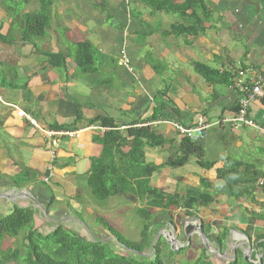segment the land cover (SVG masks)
<instances>
[{
    "label": "crops",
    "instance_id": "0c3cea01",
    "mask_svg": "<svg viewBox=\"0 0 264 264\" xmlns=\"http://www.w3.org/2000/svg\"><path fill=\"white\" fill-rule=\"evenodd\" d=\"M24 1L26 7L12 10L9 0H0V34L8 37L0 40V215L32 208L35 228L42 233L62 225L87 240L95 236L102 242L108 234L97 217L115 228H131L126 215L144 206L149 197L133 201L116 195L103 203L89 193L91 159L101 154L100 138L106 131L93 121L109 117L121 131L143 122L165 140L145 149L146 161L159 167L151 185L164 194L183 196L189 187H198L201 178L211 182L215 200L195 208L193 223L202 225L218 249V228H228L224 256L231 251L233 259L234 251L243 253L246 246L239 242L245 241L254 247L259 262L264 250L257 245L264 238L257 242L256 237H264V220L249 224V217L264 212V189L259 187L264 178V136L251 127L214 126L198 142L204 159L216 163L213 168L200 167L193 156L183 166L169 163L183 140L174 123L190 126L199 117L217 121L236 114L241 95L231 85L237 62L264 74V0H204L209 12L204 29L196 35H176L173 27L190 24V19L153 11L141 0H51L50 26L45 36L31 41L20 38L21 18L38 12L40 5L38 0ZM82 43L89 47L82 48ZM123 55L132 70L119 64ZM196 63L214 69L220 78L208 81ZM18 109L43 129L81 133L60 137L51 163L49 140ZM156 111L158 118L153 119ZM263 111L262 101L250 103L249 115L259 123ZM226 158L261 172L257 184L239 186L248 188L251 198L217 192L223 186L217 168ZM50 164L54 175L46 182ZM153 212V226L160 222L154 229L171 221L174 233L183 219L191 218H182V209ZM15 244L16 239L8 238L2 247ZM188 244L180 232L176 245Z\"/></svg>",
    "mask_w": 264,
    "mask_h": 264
},
{
    "label": "trees",
    "instance_id": "16d2710c",
    "mask_svg": "<svg viewBox=\"0 0 264 264\" xmlns=\"http://www.w3.org/2000/svg\"><path fill=\"white\" fill-rule=\"evenodd\" d=\"M38 1L39 11L25 14L21 18L20 38L23 41L45 36L50 26L52 1ZM141 1L153 11L189 18L190 24L181 23L173 27L172 30L176 35L182 33L196 35L204 29V19L209 12L204 0ZM11 8L14 10L13 7ZM0 40L7 41L8 37L0 34ZM80 46L85 49L89 47V44L82 43ZM86 68L91 69L90 66ZM195 68L208 81H216L220 78L217 71L206 65L196 63ZM158 113L156 111V114H153V119L158 118ZM95 121H99L106 131L100 138L101 154L91 159L88 188L91 194L101 201L116 195H134L141 200L149 197L144 206L135 209V213L145 220L140 239L138 241L128 240L103 218L97 217V222L109 236L116 240V245L127 252V254H122L95 236L87 240L62 225H58L49 233H42L35 228L32 208H15L5 216L0 215V247L5 239H16L14 247L1 251V262H17L24 255L22 264H168L162 256L161 247H164V242L161 237L156 239L153 245L156 235L155 226L152 224L155 216L153 209L157 208L170 213L176 209H182L184 216L193 217L196 216L197 206L207 207L215 200L217 193L211 192L213 185L204 178L200 179L198 187H189L183 196L164 194L151 185V176L159 167L146 161L145 149L148 146H160L165 140L154 134L149 125L139 122L130 124L125 131H121L109 117H100L93 122ZM198 142L183 138L177 157L169 165L183 166L193 156L200 167L213 168L216 163L204 159L203 150ZM223 162L224 165L217 168V178L223 182V186L217 192L228 197L251 198V191L248 188L241 190L239 186L250 187L257 184L258 179L262 177L261 172L239 160L226 158ZM260 213H252L249 217V224H253L256 220H264V212ZM251 229L252 227H248V231ZM248 231L245 234L250 237ZM228 235L229 229L226 227L216 234L221 252L225 249L224 242ZM260 238L264 237H256V241L259 242ZM18 241L23 247L18 245ZM20 248H23L24 254ZM186 249L187 247L170 250L168 256L179 255ZM257 249L264 250V242H259ZM147 250L152 251L150 256L140 254H145ZM250 260L252 262L257 260L255 253H252ZM252 262L245 261L243 253L237 251L231 261L213 263L206 248L202 247L201 254L193 264H254ZM260 264H264V255Z\"/></svg>",
    "mask_w": 264,
    "mask_h": 264
},
{
    "label": "built area",
    "instance_id": "2783aa9c",
    "mask_svg": "<svg viewBox=\"0 0 264 264\" xmlns=\"http://www.w3.org/2000/svg\"><path fill=\"white\" fill-rule=\"evenodd\" d=\"M119 64L132 70L130 61L125 55L122 56ZM236 66L238 68L231 85V87L238 90L241 95L240 107L236 114L231 117H222L217 121H208L203 117H199L196 123L190 126L174 123L176 130L182 138H186L192 142L201 141L208 136L210 129L214 126H228L231 129L251 127L258 130L264 136V111L260 123L249 115V105L251 102L260 100L262 101L264 108V74L251 67L242 66L240 62H237ZM14 107L17 109V106ZM17 112L20 116L26 117L29 123L43 132L49 140L51 163L55 161L56 158V150L59 147V138L62 136L77 137L81 133V130L56 131L43 129L32 117L26 115L23 111L18 109ZM102 129L104 130V128ZM53 175V166L50 164L48 172L44 176V180L48 182ZM259 187L264 189V178L259 181Z\"/></svg>",
    "mask_w": 264,
    "mask_h": 264
},
{
    "label": "rangeland",
    "instance_id": "374dc122",
    "mask_svg": "<svg viewBox=\"0 0 264 264\" xmlns=\"http://www.w3.org/2000/svg\"><path fill=\"white\" fill-rule=\"evenodd\" d=\"M15 1L14 0H9V5L12 6L15 10L21 9V6L26 7V3H25L24 0H20V1L17 0L16 2ZM210 132H211V130H210ZM88 190H89L90 195L93 196L91 194L89 188H88ZM112 199H114V198H111V200ZM96 200L99 201V202H103V203H108L110 201V200H105V201L103 200V201H101V200H98V199H96ZM181 216H182V218L183 217L185 218L184 214H181ZM122 218H123V215H122ZM126 218H128L127 221H130L132 223L131 228L125 229V227L122 226V225L119 228H115L114 226L113 227L116 230H118L122 235H124L125 238H127L128 240L138 241L140 239L141 229H142L143 225L145 224V220L143 218H141L140 216H138L137 214H135V212H132L131 214L129 213V215H126ZM186 220H191V218L186 219ZM183 221L186 222L184 219H183ZM152 224H153V222H152ZM159 224H160V222H158L157 224H155V226H158ZM169 226L170 225L168 223H166V226L164 228H161L160 227L161 229L160 228L159 229H156V228L154 229L156 232L157 231L158 232H161V234L158 235V237L156 236L157 235L156 234L154 238L157 237V239H159L161 237L162 242H164V247H161L162 256L164 257V259L166 260V262L168 264H193L194 261H195V259L201 254L202 247L204 246V244L202 243L199 235L197 233L194 234L193 237H192V239H191V242L187 246H185V247H181V245L174 246V247H178V249H184V248L187 247V249L183 253H181L179 255L168 256L169 255L168 252L170 250H173V249H172L170 243L167 241V238L164 235H162V232H164V233L165 232L167 233V231L174 232L175 224H174V226L172 225V227H169ZM175 230H176V228H175ZM218 230H219L218 232H221L222 231L219 228H218ZM104 238L106 239L105 242H107L106 244L109 247H113L116 251H118V252H120L122 254H127L126 251L120 249L116 245V243H117L116 240L113 239L111 236L107 235ZM168 238L172 239V236L169 235ZM207 243L209 245H211V248H209L207 250V254H208L209 258L212 260L213 263H224V262H227V261H231L232 260V258H231V255L232 254H230L231 251L227 252L228 255H227V257H225L221 253L219 254L218 248H216L215 245H213L212 242L207 241ZM183 244H185V243H183ZM18 245H20L21 247H23L19 241H18ZM20 246H18V247H20ZM161 246H162V244H161ZM7 248H12V247H0V264H22L21 262H22V258H24V255H22L20 257V260L17 261V262H1L2 261L1 251H5ZM20 249H21L22 254H24L23 248H20ZM151 253H152L151 250H147L144 255L145 256H150ZM221 257H223V258H221Z\"/></svg>",
    "mask_w": 264,
    "mask_h": 264
},
{
    "label": "water",
    "instance_id": "95a60500",
    "mask_svg": "<svg viewBox=\"0 0 264 264\" xmlns=\"http://www.w3.org/2000/svg\"><path fill=\"white\" fill-rule=\"evenodd\" d=\"M128 196H129L128 198L132 199L133 201H136V197L134 195H128ZM170 224H171L170 226L172 227L173 222L170 221ZM180 232L185 234V236H186V238H187L189 243H190V240H191V236L194 233H197L199 235L202 243L204 244L205 248L207 250L209 248H211V245H209L207 243L208 239H207L206 234L203 231L202 225L199 224V223H195V222L193 223V218L191 217V220H188V221H186V222H184V223H182L180 225V230H179L178 233L177 232L174 233V232H170V231H167V233L166 232L165 233L162 232V235H164L167 238V241L170 243V245H171L173 250H177L178 249V248H176L174 246H176V244L178 243V235H179ZM160 234H161V232H158L156 236L158 237V235H160ZM169 235L172 236V239L168 238ZM157 237L154 238L153 245H154V242L156 241ZM239 244H242V245L246 246L245 250L242 251L243 252V258L245 259V261L252 262L250 260V256H251V254H252V252L254 250V247L251 244H249V243H247L245 241H241V242H239ZM237 247H239L238 244H237ZM218 252H219V254L221 253L222 255H226L224 252H221L220 249H218ZM140 254L144 255L143 253H140ZM235 255H236V251H234V256ZM262 260H263V257L261 256L260 259H259V262H252V263L260 264L262 262Z\"/></svg>",
    "mask_w": 264,
    "mask_h": 264
}]
</instances>
